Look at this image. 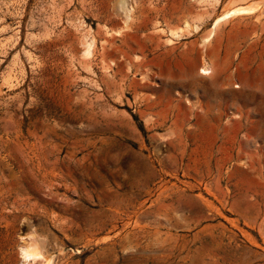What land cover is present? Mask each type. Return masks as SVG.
Returning a JSON list of instances; mask_svg holds the SVG:
<instances>
[{"label": "rangeland", "instance_id": "obj_1", "mask_svg": "<svg viewBox=\"0 0 264 264\" xmlns=\"http://www.w3.org/2000/svg\"><path fill=\"white\" fill-rule=\"evenodd\" d=\"M44 259L264 264V0H0V264Z\"/></svg>", "mask_w": 264, "mask_h": 264}, {"label": "bare ground", "instance_id": "obj_2", "mask_svg": "<svg viewBox=\"0 0 264 264\" xmlns=\"http://www.w3.org/2000/svg\"><path fill=\"white\" fill-rule=\"evenodd\" d=\"M235 10H237V9H235ZM240 11V10H239ZM239 11H236L237 13L239 12ZM242 11V10H241ZM243 11H244V9H243ZM246 11H248V10H246ZM245 11V12H246ZM251 11V10H250ZM229 13H233V11L232 12H228V14ZM227 14V13H226ZM227 14V15H228ZM223 18V15H222V17H219V18H217L216 20H215V25H217L218 24V22L221 20ZM223 21H225V20H223ZM222 21V22H223ZM220 25V24H219ZM112 39H110L109 40V42L111 41ZM111 43V42H110ZM109 45V44H108ZM89 54V53H88ZM128 59V58H127ZM129 60V59H128ZM134 62V61H133ZM130 63V62H129ZM137 65V64H136ZM206 67H208V66H206ZM136 68V67H135ZM201 72L203 73H205V72H207V69L206 68H203V69H201ZM22 255H23V257L24 258H36V257H39V254L37 253V252H35L34 250H31V249H22ZM37 264H49V260L48 259H44L42 262H39V263H37Z\"/></svg>", "mask_w": 264, "mask_h": 264}]
</instances>
